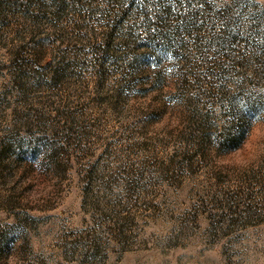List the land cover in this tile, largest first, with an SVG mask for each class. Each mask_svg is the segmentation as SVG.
I'll use <instances>...</instances> for the list:
<instances>
[{
	"label": "rangeland",
	"instance_id": "374dc122",
	"mask_svg": "<svg viewBox=\"0 0 264 264\" xmlns=\"http://www.w3.org/2000/svg\"><path fill=\"white\" fill-rule=\"evenodd\" d=\"M236 95L264 101V0H0V264H264Z\"/></svg>",
	"mask_w": 264,
	"mask_h": 264
},
{
	"label": "trees",
	"instance_id": "16d2710c",
	"mask_svg": "<svg viewBox=\"0 0 264 264\" xmlns=\"http://www.w3.org/2000/svg\"><path fill=\"white\" fill-rule=\"evenodd\" d=\"M258 99V98H257ZM246 107H240V98L238 95L230 100L231 115L234 117L232 125L221 135L219 146L227 150L237 149L242 146L258 116L262 114L264 101L259 98L255 100L250 98L246 103Z\"/></svg>",
	"mask_w": 264,
	"mask_h": 264
}]
</instances>
